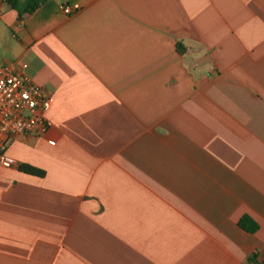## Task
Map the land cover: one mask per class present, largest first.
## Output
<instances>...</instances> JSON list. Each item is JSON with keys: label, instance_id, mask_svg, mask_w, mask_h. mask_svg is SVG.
Segmentation results:
<instances>
[{"label": "crops", "instance_id": "0c3cea01", "mask_svg": "<svg viewBox=\"0 0 264 264\" xmlns=\"http://www.w3.org/2000/svg\"><path fill=\"white\" fill-rule=\"evenodd\" d=\"M0 60L53 98L0 264H264V0H0Z\"/></svg>", "mask_w": 264, "mask_h": 264}, {"label": "built area", "instance_id": "2783aa9c", "mask_svg": "<svg viewBox=\"0 0 264 264\" xmlns=\"http://www.w3.org/2000/svg\"><path fill=\"white\" fill-rule=\"evenodd\" d=\"M63 10L72 13L69 5ZM27 66L0 60V163L7 167L17 165L7 154L10 139L40 135L49 127L47 112L53 98L25 72Z\"/></svg>", "mask_w": 264, "mask_h": 264}, {"label": "trees", "instance_id": "16d2710c", "mask_svg": "<svg viewBox=\"0 0 264 264\" xmlns=\"http://www.w3.org/2000/svg\"><path fill=\"white\" fill-rule=\"evenodd\" d=\"M10 3L13 5L14 8H16L19 12V16L22 18L25 14L32 13L34 10H36L39 6L42 0H9ZM183 48V46H182ZM26 172L33 173V174H39L41 173L40 170H38L35 167L32 166H25L22 167ZM239 225L246 229L249 232H255L258 228V224L248 215H244L240 221ZM256 255H253V257L249 258V263L254 261Z\"/></svg>", "mask_w": 264, "mask_h": 264}]
</instances>
